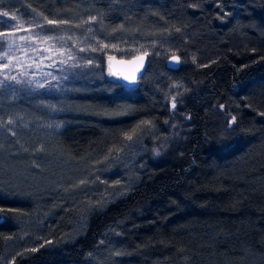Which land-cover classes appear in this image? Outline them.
Wrapping results in <instances>:
<instances>
[{"label":"trees","instance_id":"obj_1","mask_svg":"<svg viewBox=\"0 0 264 264\" xmlns=\"http://www.w3.org/2000/svg\"><path fill=\"white\" fill-rule=\"evenodd\" d=\"M0 20L64 63L0 87L16 152L95 162L145 143L98 205L96 182L20 188L0 162V264H264V0H0ZM139 53L135 86L106 78Z\"/></svg>","mask_w":264,"mask_h":264},{"label":"rangeland","instance_id":"obj_2","mask_svg":"<svg viewBox=\"0 0 264 264\" xmlns=\"http://www.w3.org/2000/svg\"><path fill=\"white\" fill-rule=\"evenodd\" d=\"M5 34H8V43L13 45L8 61L12 67L8 74L17 77V81H21L23 78L32 79V75L29 73L33 71H35L33 72L34 77H42L44 75L41 65L43 62L48 66L47 69L45 68L46 75L53 72L55 74L56 70L64 67L63 61L55 57L53 47L36 40L32 31L18 28L15 31H7ZM6 50L7 44L0 56H3V52ZM2 64L3 61H0V77L4 78L5 72L2 70ZM105 76L116 82L107 69ZM11 82L17 83L16 81ZM2 122L5 123V121ZM6 128V125L0 123V162L4 163L3 170L8 174L6 175L12 178L18 187L27 188L28 185H32L35 188L48 186V189L52 187L59 189L71 182V176L76 175V179L82 176L81 179L85 180L83 182H96L93 188L95 193L90 199L95 200L94 203L97 202V205L121 196L129 188L130 184L135 181V178L129 176V173L138 168L134 162L141 159L145 150V143L141 137H136L135 140H128V143L117 153L101 161L77 162L69 156H65L60 149L53 147L52 144H48L43 149V147L36 148L33 143L29 149L20 148L16 152L14 145L17 146L18 143L14 141L13 145V140H7L9 133ZM5 142H9L11 145H3L2 143ZM67 175L70 178L66 179ZM97 205L95 207H98Z\"/></svg>","mask_w":264,"mask_h":264},{"label":"water","instance_id":"obj_3","mask_svg":"<svg viewBox=\"0 0 264 264\" xmlns=\"http://www.w3.org/2000/svg\"><path fill=\"white\" fill-rule=\"evenodd\" d=\"M146 56L142 53L129 58L109 57L106 62L108 73L122 86L133 87L141 77L146 66ZM168 67H175L177 60L174 56L166 59Z\"/></svg>","mask_w":264,"mask_h":264},{"label":"snow or ice","instance_id":"obj_4","mask_svg":"<svg viewBox=\"0 0 264 264\" xmlns=\"http://www.w3.org/2000/svg\"><path fill=\"white\" fill-rule=\"evenodd\" d=\"M8 13H4L3 16H7ZM95 19V18H93ZM49 23H53L52 21H49ZM0 24L7 25L6 21L0 20ZM43 28V26H41ZM8 34H0V50L4 48V45L7 44V50L3 52V56H0V61H3L2 64V70L5 72L4 80H0V87L5 86L6 81H16L17 83H20V81H17V77L12 76L8 74L11 71L12 65L8 62L10 60V52L13 48V45L11 43H8L7 41ZM55 79V77H53ZM26 85L31 84V81H25ZM38 87L43 88L45 87L44 84H39ZM236 118L232 117V121L235 122ZM9 123H12L11 120H9ZM131 139V137H129Z\"/></svg>","mask_w":264,"mask_h":264}]
</instances>
